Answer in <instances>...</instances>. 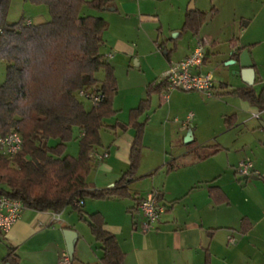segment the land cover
I'll return each instance as SVG.
<instances>
[{"label":"trees","instance_id":"16d2710c","mask_svg":"<svg viewBox=\"0 0 264 264\" xmlns=\"http://www.w3.org/2000/svg\"><path fill=\"white\" fill-rule=\"evenodd\" d=\"M33 1L47 6L50 20L33 24L21 18L8 23L11 0H0V60L6 63L5 79L0 84V135L17 131L22 138L16 154L11 157L0 154V195L19 199L26 209L35 211L60 212L71 206L101 244L102 263L122 264L124 253L115 236L104 229L102 214H85L82 204L90 197H133L128 184L139 165L143 132L142 125L135 120L148 109L149 100L142 99L130 111L129 124L135 127L136 135L128 169L112 187L90 188L88 176L93 169L90 153L101 145L100 128L115 112L112 100L117 84L113 67L101 52L106 22L102 17L81 12L84 5L97 10L109 8L111 0ZM204 19V12H187L182 29L196 36ZM231 57L237 58L236 53ZM99 70L104 72L101 80L95 77ZM167 85L163 79L156 87L148 86L147 93L166 91ZM93 87V92L101 93L102 98L95 104L85 98L91 103V108L86 109L79 92ZM219 88L226 85L220 83ZM227 93L264 110V89L256 92L252 86L236 87ZM230 119L225 118L227 126L232 124ZM75 128L80 132L79 152L77 156L66 155ZM50 138L58 142L49 145ZM217 150V145H205L194 153L203 159ZM175 167L177 161L172 159L166 164V171ZM208 191L214 203L226 201L218 186L209 185ZM156 196L160 201L161 193L156 192ZM143 199H136L128 211L137 213ZM249 226L247 220L242 221V232ZM3 261L19 264V257L10 249Z\"/></svg>","mask_w":264,"mask_h":264},{"label":"crops","instance_id":"0c3cea01","mask_svg":"<svg viewBox=\"0 0 264 264\" xmlns=\"http://www.w3.org/2000/svg\"><path fill=\"white\" fill-rule=\"evenodd\" d=\"M153 1L154 0H111L110 7L102 9L104 13L101 15L106 22V28L103 32H108L107 38L103 39L101 37L102 41L110 42L114 45V48L120 50L123 54L130 53L131 50L127 48L124 43L125 41H122L121 38L113 39L114 33L109 31L112 27L110 26L112 23L111 21L120 25L125 21L129 22L131 20H133L134 25H141V23L143 24L145 21L160 23V17L158 16L157 18V14H153L154 12L158 13L156 9L154 10L155 6L147 10L149 2ZM169 6V12H172L171 20H175L176 24H172L167 18V20L165 19L167 22L164 21L162 25L160 24V29L164 26L172 32L179 31V33L176 34V38H180L184 32H189L183 30L182 26L187 12L190 11H201L205 13L204 24L201 26L198 35L193 36L189 32L195 37V41L196 38L203 41L202 29L206 23L209 22L211 24L214 22L210 27V30H215L214 32L232 33L233 38L229 41L230 54L226 60H234L235 62L227 64L226 61L225 64L234 65L235 70L233 73L237 75L240 83L232 87L231 84L225 82L224 79L218 78L215 80V96L228 94V90L236 87H253L259 73L258 64L256 60L251 57L254 68L253 83L251 85H246L240 74L242 67L240 66L239 56L242 50L246 49L248 46H241V44L235 40V36L237 32H247L248 29H252L255 32L259 29H261V31L264 30V5L261 4L256 12H249L248 7L245 6L241 0H169ZM222 12L232 14L233 19L238 18L241 20V23L237 24L236 19L232 20V22H234L233 26H228L227 22H222L224 21L222 17H220ZM156 45L155 52H163V49H167L166 46H162V44H158V42H156ZM175 46L176 42L172 49L166 50L163 53L164 59L155 58L154 63L151 65L147 64L146 68L149 70V73L146 74L144 71L140 87H138L139 100L135 106L134 104L126 106V121L119 120V109H116L113 105L115 97L118 94L119 86L115 68L107 60L113 67L117 84V91L112 100V109L115 112L112 116L106 118L101 126V128H105L110 133V135H107L109 136L107 139H103L100 128L101 145L95 151L107 153V155L100 161H93V169L88 176V182L90 188L94 189L112 187L128 169L130 150L136 135L135 127L129 124L130 111L136 108L142 99H148V109L144 110L135 120L138 124H141L143 128L139 165L134 178L128 184V188L135 199L133 197L122 199L90 197L84 200L82 204L83 211L85 214L94 212L102 214L105 221L103 226L104 229L115 236L118 246L124 253L122 264H264V247L259 246L257 242H252L250 238L251 234L255 232L256 226L261 222V219L264 218V209H261L257 213V209H253L251 206L240 208V206L233 201V196L230 197L225 187L217 182L220 175L214 176L213 178L205 177L203 180L200 179L199 174L192 173L189 175L183 187L185 191L184 195L187 194L190 198L188 206L191 208V211H189V215L187 216H181L175 213V206L180 197L169 198L170 192L166 187V182L162 183L161 187L153 189L161 193L162 197L160 202L165 207V210L157 222L158 226L153 228L152 231L142 233L138 229V224L142 220L137 221L136 213L131 214L128 211V208L135 204L136 199L139 200L144 198L148 193L139 194V192H133L130 187V183L136 180L137 171L144 164V161L150 160L149 162H151L158 156L161 160L160 162L164 161L163 166H165L166 170V164L172 159H175V156L171 155L170 158L166 160V151L164 155L160 156L161 152H159V150L155 152V150L145 142L147 125L150 122L151 115H153L152 113H156L157 109L165 113L164 107L162 108V106L159 105V108H154L152 106L153 96L157 95L160 103H165L168 99L173 100L176 96L172 93L173 90H163L161 92L155 90L148 95V86L156 87L160 84L163 80V74L168 69L169 65L184 58L194 48V45L188 47L186 51L172 58ZM152 48L153 50H151L150 53L154 55V47ZM232 53H236L237 58H232ZM145 57L146 54L142 56V59ZM174 59L177 60L174 61ZM212 59L216 63L223 62L220 61V56H214ZM207 60L208 55L206 54L200 70L214 71L208 65ZM135 66L140 67L141 63L136 61ZM214 75L216 76L215 71ZM220 83H224L226 88H219ZM262 89H264V87L260 90ZM254 90L256 92L260 91L255 88ZM194 92L198 93L199 91ZM200 93L204 94L199 92V95L195 96L200 97ZM166 95L167 98L165 100L164 96ZM204 96L206 95L204 94ZM239 107L242 110L252 111L254 114L264 112V110H258L257 107L250 105L247 101L242 99H240ZM194 117L195 115L193 114L188 123L182 122V126L184 127L183 130H186L183 133L184 138L186 134L191 131V140L189 142H185L183 138L184 143L188 146L194 144L196 141L194 131L188 128ZM226 117H232V119H230V122H232L230 126H227L225 123ZM107 119L110 120L106 123ZM196 120L198 121V119ZM223 120L225 126L230 128L235 125L237 114L233 112L229 115H224ZM78 133L80 135V132ZM161 137L163 150L164 145L165 147L168 143L172 145V134L163 130V135H161ZM205 145L208 144H198L189 150V153L194 155L197 162L203 161L223 149L220 143H216L214 145H217L218 150L215 153L203 159L197 158L196 153H194L195 150H199ZM153 155L154 158H152ZM154 167L155 164H150L149 167L145 168L147 169L145 172L146 174L144 173L141 176L151 175ZM176 168L177 167L169 172L166 171V173L168 175L171 173L173 174ZM251 178L256 179L257 177L252 174ZM209 185L218 186L224 193L226 201L219 204L214 203L208 191ZM200 188H204L205 193L201 192ZM131 201H133L132 204L130 203ZM68 207L58 212V218L54 220L52 219L51 211L25 209L8 232L3 233L6 240V248L0 251V264H5L3 259L8 255L10 249L19 257V264H58L60 254L66 252L63 230L69 228L77 233L74 242L73 264H103L101 261V244L95 240L88 224L86 223V227L84 224L85 221L78 217V213L74 211L71 206ZM166 212H170L171 214L163 219V215ZM137 213H140V210ZM244 220H247L250 226L247 230L242 232L241 225ZM234 231H237L239 235H235ZM230 235L234 238L232 243L228 242V236ZM262 245H264V243H262Z\"/></svg>","mask_w":264,"mask_h":264},{"label":"rangeland","instance_id":"374dc122","mask_svg":"<svg viewBox=\"0 0 264 264\" xmlns=\"http://www.w3.org/2000/svg\"><path fill=\"white\" fill-rule=\"evenodd\" d=\"M241 1L248 7L249 12H256L261 4L264 5V0ZM152 6H155L154 10L156 9L158 12H154L153 14H157V18L158 16L160 17V23L145 21L141 25H134L133 20H131L129 22L125 21L126 23L124 22L120 25L111 21L110 26L112 27L109 31L114 33L113 39L121 38L122 41H125L124 43L127 48L131 50L130 53L123 54V52L114 48V45L110 42H102L101 45V52L104 54L105 59L115 68L119 90L113 105L116 109H119L118 118L121 121H126L127 119L126 106H129V104H134L135 106L139 100L138 87H140L144 71L146 74L149 73V70L146 68L147 64L151 65L154 63L155 58L164 59L163 53L166 50L172 49L175 42L176 46L173 49L172 58L186 51L188 47L195 46L196 43L195 37L189 32H184L180 38H176V34L179 31L172 32L164 26L160 29L167 18L172 24H176L175 20H171L172 12H169V0H154L153 2H149L147 10L152 9ZM81 13L103 17L101 14L104 13V10H97L84 5ZM220 17L224 20L222 22H227L228 26H233L234 22L232 20L236 19L237 24L241 23V20L238 18L233 19L232 14L228 12H222ZM21 18H24L26 21L29 20L33 24H39L47 22L51 17L44 3H36L33 0H11L7 14L8 23L17 22ZM212 24L210 22L206 23L202 29V42L205 47V55H208V65L216 73L215 80L222 78L225 82L231 84L232 87H235L237 86L236 84L240 83L237 75L233 73L235 67L234 65L225 64L230 54L229 41L233 38L232 33L214 32L215 30H210ZM107 35L108 32L105 31L102 32L101 37L105 39ZM235 40L241 46H248L249 49L248 47L246 49L250 57L256 60L259 73L253 87L256 90H260L264 87V30L261 31L259 29L255 32L252 29H248L247 32H237ZM156 42L162 44V46H166L167 49H163V52H155V48L157 47ZM152 47H154V55L150 53L153 50ZM145 54L146 57L142 59V56ZM214 56H220V61L223 62H214L212 59ZM136 61L141 63L140 67L135 66ZM5 73L6 63L0 60V84L5 79ZM95 77L98 80L103 79V70L97 71ZM172 93L176 95L175 98L173 100L168 99L165 103H160L157 95L153 96L152 106L154 108L164 107L165 113L159 109H157L156 113H152L153 115H151L150 122L147 125L145 142L155 152L159 150L161 152L160 156L164 155L166 151V160L171 155H174L177 161V168L173 174L168 175L165 166H163L164 161L160 162L161 160L158 156L151 162H149L150 160L144 161V164L137 171L136 180L130 183L131 190L139 192V194H146L147 192L154 191L153 189L156 187H161L162 183L166 182V187L170 192L169 198L180 197L175 206V213L187 216L189 215V211H191V208L188 206L190 198L187 194L184 195L185 191L183 187L189 175L192 173L199 174L201 180L205 177L213 178L220 175L217 182L225 187L230 197L233 196V201L240 208L251 206L253 209H257V213L261 209H264V127L261 126V122H264V115H262L264 112H258L257 116H255L252 111L242 110L239 107L240 99L230 94L213 96L210 99L201 93L200 97H196L195 95H199V92L194 91L176 89ZM80 99L84 102L86 109L91 108V103L88 100L81 97ZM233 112L237 114V121L234 126L227 128L224 124L223 116ZM189 113H193L195 117L191 120L188 128L194 131L196 136L195 143L190 146L186 145L183 141V133L186 130L184 131V127L182 126V122L186 121ZM110 119H107L106 123ZM163 130H166L173 136L171 137L172 145H169V143L166 147L164 145V150L161 137ZM78 132L79 130L75 128L74 137L67 143L66 155H78ZM101 135L103 139H107L109 137L107 135H110V133L105 128H101ZM57 142V139L50 138L48 144L54 145ZM216 143H220L223 149L203 161L197 162L194 155L189 153V150L198 144L214 145ZM152 158H154V155ZM244 159L252 161L254 166V173L252 174L257 177L256 179L251 178L252 174L245 177L236 171L238 163ZM150 164H155L152 174L141 176L147 171L145 168L149 167ZM255 171L257 172L255 173ZM200 191L205 193L204 188H200ZM130 203L132 204L133 201ZM68 210L70 211L69 207ZM170 214V212H166L163 215V219ZM136 216L137 221L144 218L141 212L136 213ZM84 224L87 227L86 222ZM153 226V228H156L158 225L154 223ZM153 228L149 231H152ZM234 233L237 236L239 235L237 231H234ZM250 238L252 242H257L259 246L264 247L262 245L264 243V218L256 226V230L251 234ZM5 241L3 233H0V251L5 250Z\"/></svg>","mask_w":264,"mask_h":264},{"label":"built area","instance_id":"2783aa9c","mask_svg":"<svg viewBox=\"0 0 264 264\" xmlns=\"http://www.w3.org/2000/svg\"><path fill=\"white\" fill-rule=\"evenodd\" d=\"M205 60V47L203 42L196 38V43L192 51L181 60L169 65L168 69L163 74V79L167 80L166 91L183 90V91H199L208 97L215 96V75L213 71H201L200 67ZM95 88L84 91L81 90L79 94L84 98L89 99L92 104L101 100L102 94L93 92ZM167 95L164 96L166 100ZM257 116V114H254ZM193 114L189 113L187 120L192 118ZM22 145V138L19 132L10 131L4 135H0V154L6 156H13L16 154ZM107 153H99L92 151L90 157L93 161H100ZM236 171L245 177L254 173V166L250 159L241 160ZM256 173V171H255ZM81 203V202H80ZM139 210L144 218L138 224V229L142 233H146L157 223L165 207L157 199L156 191L148 192L144 199L139 204ZM25 206L21 200L12 198L7 195H0V232L6 233L14 224V222L21 216L25 210ZM58 218V212H52V219ZM234 238L228 236V242L232 243ZM58 264H73L71 257L67 252L60 254Z\"/></svg>","mask_w":264,"mask_h":264},{"label":"water","instance_id":"95a60500","mask_svg":"<svg viewBox=\"0 0 264 264\" xmlns=\"http://www.w3.org/2000/svg\"><path fill=\"white\" fill-rule=\"evenodd\" d=\"M240 66L242 67L240 74L242 76V80L246 85H251L253 83V77H254V68H253V61L250 57V54L247 49H243L240 56ZM234 60L227 61V64L234 63ZM261 126L264 127V122H261ZM191 140V131L188 132L184 138L185 142H189ZM76 231L72 229H64L63 235L65 239V246H66V252L68 255L73 258V251H74V242L76 239ZM5 264H10L9 262Z\"/></svg>","mask_w":264,"mask_h":264}]
</instances>
